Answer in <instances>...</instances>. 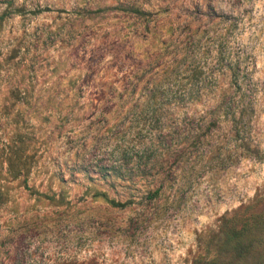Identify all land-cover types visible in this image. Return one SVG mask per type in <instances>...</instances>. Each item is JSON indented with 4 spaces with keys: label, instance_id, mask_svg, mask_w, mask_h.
Masks as SVG:
<instances>
[{
    "label": "rangeland",
    "instance_id": "1",
    "mask_svg": "<svg viewBox=\"0 0 264 264\" xmlns=\"http://www.w3.org/2000/svg\"><path fill=\"white\" fill-rule=\"evenodd\" d=\"M0 264H264V0H0Z\"/></svg>",
    "mask_w": 264,
    "mask_h": 264
},
{
    "label": "trees",
    "instance_id": "2",
    "mask_svg": "<svg viewBox=\"0 0 264 264\" xmlns=\"http://www.w3.org/2000/svg\"><path fill=\"white\" fill-rule=\"evenodd\" d=\"M112 203H115L114 201Z\"/></svg>",
    "mask_w": 264,
    "mask_h": 264
}]
</instances>
